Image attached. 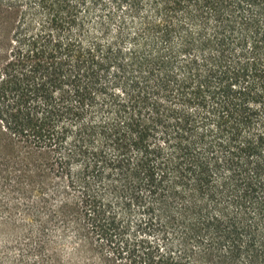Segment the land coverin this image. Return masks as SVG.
Returning a JSON list of instances; mask_svg holds the SVG:
<instances>
[{"label":"trees","instance_id":"trees-1","mask_svg":"<svg viewBox=\"0 0 264 264\" xmlns=\"http://www.w3.org/2000/svg\"><path fill=\"white\" fill-rule=\"evenodd\" d=\"M0 226L19 264H264V0H0Z\"/></svg>","mask_w":264,"mask_h":264},{"label":"rangeland","instance_id":"rangeland-1","mask_svg":"<svg viewBox=\"0 0 264 264\" xmlns=\"http://www.w3.org/2000/svg\"><path fill=\"white\" fill-rule=\"evenodd\" d=\"M12 232L5 226H0V264H19L20 255L12 244Z\"/></svg>","mask_w":264,"mask_h":264}]
</instances>
